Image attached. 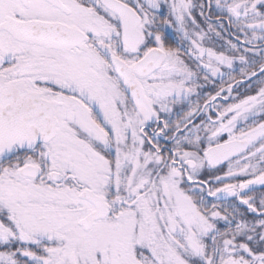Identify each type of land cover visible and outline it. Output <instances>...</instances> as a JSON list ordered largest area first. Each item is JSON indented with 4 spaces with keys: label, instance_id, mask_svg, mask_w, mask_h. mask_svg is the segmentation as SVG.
<instances>
[{
    "label": "snow or ice",
    "instance_id": "snow-or-ice-1",
    "mask_svg": "<svg viewBox=\"0 0 264 264\" xmlns=\"http://www.w3.org/2000/svg\"><path fill=\"white\" fill-rule=\"evenodd\" d=\"M0 264H264V0H0Z\"/></svg>",
    "mask_w": 264,
    "mask_h": 264
}]
</instances>
